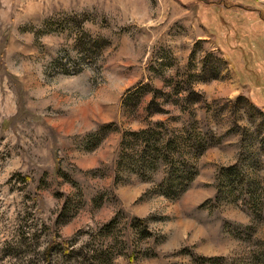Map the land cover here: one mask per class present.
<instances>
[{
    "label": "rangeland",
    "instance_id": "rangeland-1",
    "mask_svg": "<svg viewBox=\"0 0 264 264\" xmlns=\"http://www.w3.org/2000/svg\"><path fill=\"white\" fill-rule=\"evenodd\" d=\"M232 3L0 0V264H264V75L230 21L264 0ZM156 122L209 143L175 198L117 164Z\"/></svg>",
    "mask_w": 264,
    "mask_h": 264
},
{
    "label": "trees",
    "instance_id": "trees-1",
    "mask_svg": "<svg viewBox=\"0 0 264 264\" xmlns=\"http://www.w3.org/2000/svg\"><path fill=\"white\" fill-rule=\"evenodd\" d=\"M231 1H233V5L243 9L248 8L244 7L242 3L252 6L258 5V0ZM224 6L229 7L227 4H224ZM255 10H257L259 20L253 21L250 18L242 16L241 18L232 17L230 21L235 23L234 21L241 19L237 23L238 27L245 32L244 36L250 37V40H248L249 46L246 48L255 54L256 58L254 61L258 62L260 73L264 75V57L256 55L258 51L256 42L258 40L254 41V38L251 37L255 33L259 37V33L255 28H258L260 23H264V20H262L264 18L262 17L264 15V7H258ZM252 44L253 47L251 48ZM161 125L156 122L143 128L123 131L119 141L117 164L121 167L130 168V170L143 179L151 178L150 172L156 165L162 164L164 174L160 180L154 183L153 188L159 194L175 198L184 192L192 182L197 172L196 160L205 148L208 147L209 143L203 138H191L189 128L182 127L180 129L182 134L174 135L173 133L157 129V127L161 128ZM109 126L106 125L99 129L100 131L105 129L108 132L111 130ZM186 134H188L187 137H185ZM104 135L105 133H103ZM227 169H233V167L229 166Z\"/></svg>",
    "mask_w": 264,
    "mask_h": 264
},
{
    "label": "crops",
    "instance_id": "crops-1",
    "mask_svg": "<svg viewBox=\"0 0 264 264\" xmlns=\"http://www.w3.org/2000/svg\"><path fill=\"white\" fill-rule=\"evenodd\" d=\"M259 1V0H258Z\"/></svg>",
    "mask_w": 264,
    "mask_h": 264
}]
</instances>
